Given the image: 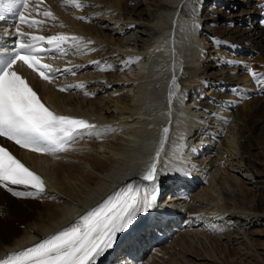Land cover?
Masks as SVG:
<instances>
[{
  "label": "bare ground",
  "instance_id": "1",
  "mask_svg": "<svg viewBox=\"0 0 264 264\" xmlns=\"http://www.w3.org/2000/svg\"><path fill=\"white\" fill-rule=\"evenodd\" d=\"M255 1L221 0L219 3L215 0H187L186 2L185 0H79L83 5L81 10L75 9V6L71 4H69L71 8H66L65 0L50 1L52 12L56 17L54 20L50 18L51 29H59L60 32L64 33L73 32L77 36L84 37L82 43L89 40L93 41L87 44L86 48L79 50L73 47L71 43L66 44L70 53L62 60L74 68L81 67L84 70L69 79L74 85L83 84L84 87H78L80 90L77 92L66 94L56 91L55 84L51 85L36 80L27 71H25V75L41 98L54 111L86 117L90 122H94L96 125L95 132L99 135L85 134L81 136L69 145V147L71 145L77 146L78 150L68 147L67 151L61 152L58 156H44L14 149L22 161L42 177L46 183V189L44 193L36 197L28 196L18 199L9 197L4 188L0 187V213L6 215L9 224L8 227L0 228V256L13 248L24 246L34 239L69 226L124 185L140 183L135 171H129L130 166L127 163L132 160L134 153H136L135 146H137L140 134L147 131V124L155 119L156 114L145 110L142 106V100L136 96L139 86H136L134 77L138 75L139 70H135L133 76L129 77L127 66L124 63L129 61V58L163 55L170 40L166 41L160 35V30L166 27L167 29L170 28V22L168 23L166 18L169 13L174 17L180 12V17L185 18L190 23L189 45H191V51L178 57L179 63L174 77L178 76L176 72L181 69L182 73L177 78L179 81L175 82V86L180 85L183 92L180 101L182 108L188 114V119L186 126H183L182 123L173 125L168 121L165 128H183L184 130H178L176 146L179 149L183 144L190 142L192 147L194 146L192 155L203 154L205 152L203 147L207 145L209 137H215L216 133L220 135L221 141L217 140L221 143L220 154L223 157H230L228 161H230L229 166L232 168L230 171L232 174H229L231 183L243 191V197L244 200H248L246 204H248L249 209L245 213L237 210L227 212L231 209V205L227 202L231 196L219 186L221 180L216 175L217 162L210 161V165L208 162L205 167L197 166L191 160L192 155L190 157L187 153H181L178 161L184 165L183 171L189 178V184L197 188L186 201L189 204L191 214L184 218L183 224L195 228L192 234L194 236L197 234L199 239L202 238L204 242L200 243L199 241V244L204 248L210 242L214 248L212 250L214 252L220 250V252L215 254L209 250L208 252L214 254L212 256V253L207 255L206 252L202 255L195 251L196 254H193L194 261L193 259L187 260L185 255L188 252L184 253L183 248L185 247L184 250H186L189 245L191 247V243L188 241V236L187 239L185 237V235L190 234L188 228H185L179 232V235L174 236V240L171 239L172 243L166 247L162 246V248L157 249L156 253H152L145 263L163 264L164 261L165 263L168 262V259L174 262L173 259L178 256L187 260L189 264H203L198 261L201 258L205 259L206 262L204 263L209 260L213 261L211 264H218L216 263L218 260H221L220 264H264V241L260 239L263 232L256 229L247 231V228L260 226L255 224L259 218L264 220V159H259L252 153V144L255 139L261 138L264 142V127L261 126L263 121L258 117V110L264 102V79L258 83L250 74L251 78L248 81L242 78L245 81L242 88L238 86V89L230 90V96L239 97L242 100H238V102H242L239 107L236 106L237 100L236 104H233L223 101V97L218 98L219 94L216 90L218 85H214L213 88L216 92L213 94L215 98L206 101L207 93L204 90L209 82V75L204 73L205 62L207 61L203 60L205 46H202L201 43L199 46L197 45L198 40L206 34L207 29L214 30L209 23L217 5L220 7L224 5L232 10L242 7L243 3H247L249 8L246 15L249 18L253 13L255 14V5L252 4ZM59 3L63 4L62 8H59ZM142 3H145L147 10H138ZM108 8L114 9V11L109 14ZM201 12L206 14L201 16ZM93 13H100L101 16L104 14L103 19L108 16V19L103 23L109 24L103 26L104 28L110 25L111 31L121 32L124 27L130 31L128 33L124 31L123 36L121 32L116 37L112 36L111 33L103 34L101 29L85 24L90 18L92 19L91 14ZM186 16L192 17V19L189 20ZM78 17L85 19H78ZM251 17V21L247 23L251 24L248 31L239 30V28L228 31L232 36L233 34L246 35L245 37L250 43H246L243 50L250 47L248 44L256 46L253 50L260 52V59L263 61L264 27L253 22L254 15ZM99 18L101 17L99 16ZM115 19L119 20L118 23L114 22ZM60 22L64 23L63 27L58 26ZM200 24L203 25L201 31L198 30ZM116 26H120V28ZM100 42L106 46L100 45ZM127 47L130 50L123 51ZM188 48L189 46L185 49ZM90 49H95V51H90ZM99 57H103L104 60L96 61L95 58ZM243 58L241 57L236 63H242L240 65L243 66L245 63ZM201 59L202 61H200ZM95 65L100 66V69L96 68L94 71L92 69L89 72L88 68H93ZM245 72L246 70L243 73ZM257 75L260 77L264 74L258 72ZM235 77L222 78L225 81L223 80L224 83L220 84L228 83L230 85L238 82L236 84L240 85L239 79H235ZM170 92L174 93L170 89L164 95L166 101L169 100ZM83 93L87 94L82 95ZM179 94L180 92L176 95L179 96ZM236 94L237 96H235ZM231 99L234 101V98ZM248 101H251L252 104ZM218 103L221 104L220 107L223 111L217 118L214 116L215 114L210 115V112L214 109L218 110L216 109L218 106L215 108ZM229 109H232L230 113L225 112ZM263 111L264 108L261 112ZM206 114L209 117H203ZM211 116L214 119L211 118L210 121L217 120L215 123L208 120L202 123L198 120L201 118L209 119ZM224 123L228 128L223 129L222 132L213 131L214 127L206 128L207 125L211 124L220 130L224 127ZM193 131L194 133H192ZM202 136L208 137L202 139ZM160 149L163 150L164 146ZM234 170L252 176V190L247 188L246 179L240 178ZM148 191L151 189L149 188ZM183 202L182 200L178 204L176 203L177 206L173 203L165 205L160 198L157 206L152 210L157 209L156 212L161 213L170 206L173 208L180 206L181 208ZM22 203H24V208H21ZM229 219L230 222L227 224ZM230 223L232 224L230 225ZM19 224L22 225L20 230L18 229ZM235 225L236 229L232 230ZM214 230L215 233L212 235ZM230 237L231 240H229ZM194 238L196 239L197 236ZM234 245L238 246L240 251L232 249L233 252L230 255L229 248L231 246L234 248ZM219 246L220 248H218ZM164 255L167 256L165 259L162 258L165 257ZM169 263L173 264L172 262Z\"/></svg>",
  "mask_w": 264,
  "mask_h": 264
},
{
  "label": "snow or ice",
  "instance_id": "2",
  "mask_svg": "<svg viewBox=\"0 0 264 264\" xmlns=\"http://www.w3.org/2000/svg\"><path fill=\"white\" fill-rule=\"evenodd\" d=\"M43 2L44 0H40V4ZM30 3L32 13L41 15L40 4H36L34 0H0V18H3L5 12L15 11L19 24L26 25L30 29L42 25L44 21L33 18L32 13L26 17L22 11H18L19 9L28 11ZM65 3L74 5L77 9L83 7L79 0H65ZM42 15L56 19L50 10L43 11ZM78 19L85 18L78 17ZM261 23L264 24V20ZM15 37L14 47L10 51L0 53V138L32 152L54 155L67 151L71 142L85 134L99 135L95 132L96 125L87 120L59 115L50 110L30 86L29 81L17 70L18 62L22 63L38 73L41 79L51 82L55 78L53 72L59 70H54L50 64L42 63L41 54L52 50L66 54L67 49L63 45L71 43L79 50L86 48L92 41L82 43V37L66 34L33 35L22 31L19 26L15 28ZM43 42L51 47H44ZM127 62L134 63L135 60L129 58ZM64 71L70 69L66 68ZM251 75L258 83L264 79V75L258 77L254 71ZM71 87L83 88L84 85ZM59 91H67V87H61ZM173 95L174 93H169L170 101ZM168 131V128L163 129L165 134ZM159 159L160 151L157 150L152 162L140 178L142 182H147L146 184L124 185L80 216L74 223L33 246L0 258V264H96L99 257L113 248L118 233H125L130 226H134L141 213H147L157 206ZM13 186H22L27 190L17 191ZM0 187L16 197H36L46 189L42 177L25 166L2 144H0ZM141 187L144 189L143 192ZM149 188L151 191H148Z\"/></svg>",
  "mask_w": 264,
  "mask_h": 264
},
{
  "label": "rangeland",
  "instance_id": "3",
  "mask_svg": "<svg viewBox=\"0 0 264 264\" xmlns=\"http://www.w3.org/2000/svg\"><path fill=\"white\" fill-rule=\"evenodd\" d=\"M135 1V0H134ZM215 1H218L219 3H220V1L221 0H215ZM227 3H229V2H227ZM226 3V4H227ZM252 4H254L255 5V2H253ZM98 5V4H97ZM242 7H244L245 9H241V12L239 13V14H231L230 15V13H229V11L231 12V11H233V9L231 10V9H229V8H226L224 5L223 6H221V7H219L218 9L216 8L214 11H213V14H212V20H211V22L209 23L210 25H211V27L214 29V30H212V31H210V30H208L207 29V32L206 33H208V34H211L212 36H215L216 38H218V39H220V37L221 36H224L223 38H221V40H225V41H227V42H229V43H231V44H233V43H235L236 44V50L235 51H238L239 53L240 52H243L244 50H243V47L245 46V44L246 43H250V42H248V39H246V35H242V34H233V36L231 35V34H229L230 32L228 31V30H232L233 28L234 29H238L239 28V30H245V31H248L251 27H250V23L249 24H247L248 22H250L251 21V19H252V17L251 16H253L254 15V13H253V15H251L249 18H247L248 16L246 15L248 12V8H249V6H247V3H243L242 4ZM106 8V7H105ZM93 9V8H92ZM147 10L146 8H145V3H142L141 5H139V8H138V10ZM109 10V9H108ZM112 12L114 11V9H112L111 10ZM111 11H109V14H111L112 12ZM94 14V15H93ZM93 14H91L93 17H92V19L90 18L85 24H87L89 27L90 26H92V27H94V28H96V29H101V32L104 34H110L111 33V35L112 36H118V34H120L121 32V34H122V36H123V33H124V31H125V33H128L129 31H130V29H128V28H123V30L120 32V31H111V28H109L110 27V25H108L106 28H104L103 26H105L106 24H109V23H103L104 21H106L108 18V16L105 18V19H103L104 18V14H102L103 16H101V15H99L100 13H93ZM146 14H148V13H146ZM145 14V15H146ZM206 13L204 12V13H202L201 12V16H204ZM87 16V15H86ZM99 16L101 17V18H99ZM114 17V16H113ZM95 19H96V23H94V24H92V23H90V21L92 22V21H95ZM118 19H115L114 20V22L116 23H118ZM218 21H221V23H218ZM112 22V21H111ZM217 23V24H216ZM229 24V25H228ZM234 24V25H233ZM241 25H246L247 26V28H244L245 26H241ZM229 26V27H228ZM239 26V27H238ZM242 28H241V27ZM101 27H103V28H101ZM117 27V26H116ZM119 28H120V26H118ZM117 27V28H118ZM113 28V27H112ZM204 28H205V26H204ZM260 28V27H259ZM104 29V30H103ZM110 29V30H109ZM203 29V25H201L200 24V26L198 27V30H202ZM260 29H262V28H260ZM103 30V31H102ZM119 32V33H118ZM115 33V34H114ZM117 34V35H116ZM241 35V36H240ZM245 37V38H244ZM100 39H102V38H100ZM213 39H215L214 37H213ZM241 39V40H240ZM102 40H104V39H102ZM228 40H230V41H228ZM235 40V41H234ZM207 47H208V50L209 51H211V55H213V56H215V57H220V55H216V52H215V50H217L223 57H225V60H224V63H226V54L227 53H230L229 55V57H231V58H235V57H239L240 55H239V53L238 52H232L231 50H230V48L228 47L227 48V43H223L222 45L221 44H218L217 42H216V40H208V38H207ZM236 41H237V43H236ZM93 42V41H92ZM100 45H103L104 47L106 46V45H104L102 42H100ZM197 45H200V43H197ZM234 45V44H233ZM240 45V46H239ZM248 46H250L249 48H248V51H251V50H253V48H256V46H253L252 44H248ZM251 48V49H250ZM124 50H126V51H129L130 50V48H124L123 49V51ZM242 50V51H241ZM209 51H207V52H209ZM258 50H256V52H257ZM206 53V52H205ZM244 53H246V51L244 52ZM260 53V52H259ZM260 56V55H259ZM258 56V54L257 53H254V52H252V57H251V59L249 58L248 60H250V62L252 63V64H256V60L257 59H260L261 57H259ZM242 58H243V56H241ZM241 57H239L238 59H235L236 61L237 60H240L241 59ZM209 58V57H208ZM96 61H101V60H104V58L103 57H99L98 59H95ZM203 60H207L206 59V57H204L203 56ZM200 61H202V59L200 60ZM264 61V60H263ZM262 61V63H261V59H260V65H258V67L256 68V67H252V68H250V69H246V72L245 73H241V74H239V72H241V69L243 70V67H241V68H238V67H236L237 65L238 66H240V64H242V63H236V65H235V67H232V65H227V67H224V69H226L225 71L226 72H221L220 70H215V71H213V68H211V67H213V61H212V59H210V62L213 64V65H211V63H209L208 61H206L205 62V67H206V69H205V74L206 75H209V77H208V80H209V82H208V84L206 85L207 86V89L206 90H204V92H206L207 94V96H205V100L206 101H209V100H211V98H215L214 97V95L213 94H216V92H214V90H213V88H214V85L216 86V85H218L217 86V88H216V90L218 91V94H219V97L218 98H226L225 100L223 99V101H225V102H227V103H233V104H236V100H237V107H239V104H241L240 103V101H242L241 99H239V97H233V96H230V90H236V89H238V86H239V88H242V86H244L245 84V81H248L251 77L249 76V74H251V72H255V73H258L259 72V74L260 73H263L264 74V71H261V69H262V67H263V65H264V62ZM223 63V64H224ZM244 64V63H243ZM216 67V66H215ZM208 68H210L209 69V71H212V72H209L208 71ZM93 69V71H94V67L92 68H88V70H89V72H90V70H92ZM223 69V70H224ZM228 70V71H227ZM98 71V70H97ZM101 72H102V70H101ZM104 72V71H103ZM90 74V73H89ZM128 76L129 77H131L130 75H129V73H128ZM224 76V77H223ZM228 76H233V77H235V79H239L238 81H239V83H240V85L239 84H236V83H238V82H234V84H228V83H225V84H220V83H224L223 82V80L224 79H228ZM239 76V77H238ZM245 76H248L247 78L245 77ZM221 77V78H220ZM226 77V78H225ZM212 78V79H211ZM216 78V79H215ZM222 78H224L223 80H222ZM242 78H244L245 79V81H243V79ZM222 81V82H221ZM225 81V80H224ZM243 81V82H242ZM247 83H249V82H247ZM224 88V89H223ZM122 89V88H121ZM211 90V91H210ZM209 92V93H208ZM211 93V94H210ZM221 95V96H220ZM100 96V95H99ZM218 96V95H217ZM228 98H227V97ZM235 96H237V94L235 95ZM230 97V98H229ZM96 98V97H95ZM231 98H234V101H233V99H231ZM231 100V101H230ZM238 100H240L239 102H238ZM247 101V100H246ZM250 104H252L251 103V101H248ZM247 103V102H246ZM264 106V102L261 104V106ZM216 106H221V104H219L218 103V105H215V107ZM261 107L259 110H258V117L263 121V123H262V125L261 126H263L264 127V111L263 112H261L262 111V109L264 108V107ZM217 109V108H216ZM222 111H223V109L220 107V108H218V110H212V112H210V115H214L215 113H218V114H221L222 113ZM232 111V109H229V110H226L225 112H227V113H230ZM199 112V111H198ZM221 112V113H220ZM203 117H209L207 114L206 115H204ZM212 118V116L209 118V119H203V118H201V119H198L199 121H202V123H204V122H207V120L208 121H210V119ZM212 119H214V118H212ZM217 120H211L210 122H213V123H215ZM209 127H214L212 130L213 131H219V132H222L223 131V129L225 130V129H227L228 127H226V124H224V127L223 128H221L220 130L218 129V127H217V129H216V127H215V125H211V124H209V125H207V127L206 128H209ZM211 130V131H212ZM205 137H208V136H202V139H204ZM212 136H210L209 137V139L207 140V145H205L204 147H203V149H205V154H206V152L207 151H209V149H215V148H220V144L221 143H219V142H217V140H219V141H221V137H220V135H218L217 133L215 134V137L217 138L216 139V143H218L220 146L218 147V144H216L215 143V140H212L211 141V138ZM220 137V138H219ZM187 138V137H186ZM191 141V140H190ZM210 142H211V144H210ZM192 145V144H191ZM252 147H253V149H252V153L257 157V158H259V159H264V142L261 140V138L260 139H255L254 140V142H253V144H252ZM193 148H194V146H193ZM221 149V148H220ZM220 149H219V152H221L220 151ZM77 150H78V148H77ZM76 150V151H77ZM200 150H202V148H200ZM217 150V149H216ZM188 151H189V148H188ZM218 152V150L217 151H215V150H211L210 152H208L206 155H202V154H198V155H196V157H194L193 155V159H191V160H193V162L195 161V163H200V164H195V165H197V166H202V167H205V166H207V164H208V162H209V164L208 165H210V161L211 162H217V161H214V160H212V159H217L218 161H219V164H218V168L216 169V175L218 176V178H219V180H221L220 181V184H219V186H220V188L224 191V192H226L229 196H231L228 200H227V202H229L228 204L229 205H231V209H229V210H227V212H229L230 210V212H234V210L236 211H238V212H241V213H245V212H248V204H246L247 202H248V200H244V197H243V191H241V189L238 187H234L233 185H232V181H231V167L229 166V164H230V161H228V158H230L229 156H227V157H222V156H220L221 154ZM199 155H200V157H199ZM202 155V156H201ZM207 156V157H206ZM190 157H191V155H190ZM211 158V159H210ZM205 160H208V162L207 163H205L204 165H202V162L204 161L205 162ZM235 163V162H234ZM233 165H235V164H233ZM221 167V168H220ZM234 172L238 175V176H240V178H242V179H246L245 181H246V186H247V188H249V189H251L252 190V182H253V178H252V176H247L246 174H242V173H240V171L239 170H234ZM197 173V172H196ZM230 174V175H229ZM189 182V181H188ZM35 202H37V201H35ZM42 202V201H41ZM41 202H39V204H41ZM225 203H226V201H225ZM23 204L24 203H22L21 204V208H24V206H23ZM250 204V203H249ZM246 210V211H245ZM156 211V210H155ZM191 214V213H190ZM187 219V218H186ZM261 218H259V220H258V222L256 223L254 220V222H255V224H258V225H260L259 227H253V228H247V231H251V230H259V231H262L263 233H262V235L260 236V239H261V241H264V220H262ZM0 228H4V227H8L9 226V224H8V218L6 217V215L4 214V213H0ZM230 222V219H229V221H227L226 223L228 224ZM232 223H230V225H231ZM11 227V226H10ZM22 227V226H21ZM20 226L18 227V229L20 230V228H21ZM233 227V226H232ZM236 229V225H235V227H233L232 228V230H235ZM190 232V234H191V236H190V234L189 235H185V237H186V239H187V236H188V241H189V243H191V247H190V245H189V248L188 247H186L187 249L186 250H184L185 249V247L183 248V252L185 253H187L186 255H185V258L187 259V260H192L193 258H194V256H193V254L195 253V251H196V253H200V254H202V255H204V254H206V252H207V255L209 254V253H215V254H218V252H220V250H215V252L213 251L214 250V248L212 247V245H211V243L209 242V243H207V245L205 246L206 248H204L201 244H199V241H200V243H203L204 241L202 240V238H200L199 239V237H198V235L196 234L195 236L192 234L193 233V228L192 229H190L189 230ZM200 231V230H199ZM215 233V230H214V232L212 233V235ZM179 233H177V234H175V235H178ZM190 236V237H189ZM197 236V241H196V239L194 238V237H196ZM173 238H174V236H173ZM191 238V240H189ZM194 238V239H193ZM192 240H193V242H192ZM229 240H231V237L229 238ZM228 240V241H229ZM191 241V242H190ZM196 241V242H195ZM172 243L171 242V239H169V241H167L165 244H163L162 246L163 247H166V245H168V244H170V243ZM168 243V244H167ZM194 246V247H193ZM200 246V247H199ZM218 248H220V246L218 247ZM192 249V250H191ZM213 249V250H212ZM230 249V251H231V253H230V255H232V252H233V250L232 249H234V251L237 249V250H239L240 248L238 247V246H236V245H234V248H232V246L229 248ZM212 251V252H208V251ZM240 251V250H239ZM193 252V253H192ZM152 253V252H151ZM151 253H149V254H151ZM195 253V254H196ZM212 253V256L214 255ZM149 254L146 256V258L149 256ZM151 256V255H150ZM149 256V257H150ZM165 257H162V258H166L167 256L166 255H164ZM193 256V257H192ZM217 256V255H216ZM169 261L167 262L166 261V263H165V261H164V263L163 264H171V263H169V262H172L173 264H175L176 262V264H189L188 263V261L187 260H185V259H182L181 257H176V259H173L174 260V262L171 260V259H168ZM146 261H147V259H146ZM193 261H194V259H193ZM199 261V263H203V264H211V262L213 263V261H211V260H209V261H207V263H204V262H206L205 261V259L203 260V258H201L200 260H198ZM201 261V262H200ZM217 261V260H216ZM216 263H218V264H220L221 263V260H218V262H216Z\"/></svg>",
  "mask_w": 264,
  "mask_h": 264
}]
</instances>
